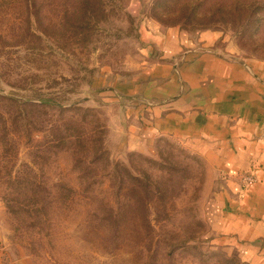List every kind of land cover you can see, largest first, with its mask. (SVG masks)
I'll return each instance as SVG.
<instances>
[{"label": "rangeland", "instance_id": "rangeland-1", "mask_svg": "<svg viewBox=\"0 0 264 264\" xmlns=\"http://www.w3.org/2000/svg\"><path fill=\"white\" fill-rule=\"evenodd\" d=\"M72 1L0 0V264H251L217 226L229 177L142 92L161 56L143 30L186 33L178 61L194 49L264 64V0L208 28L161 24L155 0H100L86 26L63 17ZM40 99L54 104L30 107Z\"/></svg>", "mask_w": 264, "mask_h": 264}, {"label": "crops", "instance_id": "crops-1", "mask_svg": "<svg viewBox=\"0 0 264 264\" xmlns=\"http://www.w3.org/2000/svg\"><path fill=\"white\" fill-rule=\"evenodd\" d=\"M143 34L161 56L153 84L142 92L155 90L147 99H157L155 110L163 117L166 113L167 118L161 117L169 122L166 130L176 129L174 136L186 130L191 144L209 147L205 159L230 179L223 192L226 204L214 206L222 215L217 226L243 245L245 261L264 264V64L194 49L178 61L186 33L150 25ZM156 129L159 132L158 125ZM239 173L253 174L255 184L242 187L232 182Z\"/></svg>", "mask_w": 264, "mask_h": 264}, {"label": "trees", "instance_id": "trees-1", "mask_svg": "<svg viewBox=\"0 0 264 264\" xmlns=\"http://www.w3.org/2000/svg\"><path fill=\"white\" fill-rule=\"evenodd\" d=\"M200 0H188V1H180V0H155L153 7L151 9L152 11V18L157 20L163 25L166 26H175L179 25L181 22L185 24H196L199 27L202 28H208V23H205L204 20L211 17L215 11H222L226 9L227 11L232 12L233 9H236V6H239L240 2L238 0H231L226 1V4H223L225 0H209L206 3H211L209 5L208 12H199L200 9H202L203 1ZM167 3H171V7H168ZM98 5L101 6L100 0H74L71 2V7L69 9H66L62 11L63 17L65 19H70L73 16L77 15L80 16L83 23L86 24V26L89 25V19L92 18V15H90L89 11L92 6ZM176 6V8H174ZM241 7V6H239ZM98 9V8H97ZM159 9H163V12H160ZM99 10V9H98ZM229 12V13H230ZM58 14L60 13L57 12ZM210 20V19H209ZM261 21V20H260ZM77 21L74 20V24ZM81 24V23H80ZM84 25V24H82ZM75 27V25H73ZM81 26V25H80ZM54 104L51 100H43L40 99L38 103H32L30 105L31 108H37L40 106H46ZM56 109V111H64L63 108L59 107L57 104L53 105Z\"/></svg>", "mask_w": 264, "mask_h": 264}]
</instances>
